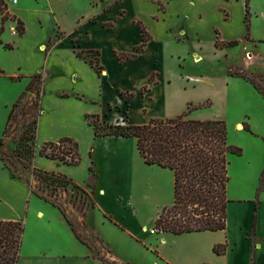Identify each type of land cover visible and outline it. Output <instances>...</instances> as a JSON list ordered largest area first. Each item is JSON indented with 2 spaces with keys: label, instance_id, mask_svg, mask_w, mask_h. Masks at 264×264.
Masks as SVG:
<instances>
[{
  "label": "crops",
  "instance_id": "crops-1",
  "mask_svg": "<svg viewBox=\"0 0 264 264\" xmlns=\"http://www.w3.org/2000/svg\"><path fill=\"white\" fill-rule=\"evenodd\" d=\"M18 4L17 0L16 4L8 3V12L22 23L23 34L13 36L5 31L0 35V48L9 55L8 66L0 69V138L11 105L25 91L29 78L40 75L39 147L63 137L76 141L69 112L73 108L79 109L80 127L90 130L93 139L97 138L85 119L87 115L103 116V121L112 124L141 125L153 118L176 117L190 104L197 108L189 114L190 119L210 120L208 111L217 104H227L228 86L241 79L229 75L232 53L229 48H217V38L224 43L238 41V45L243 37L248 41L246 4L249 31L255 14L264 29V0H25ZM83 7L90 11L85 13ZM71 14L70 24L64 25L63 18ZM140 25L150 40L136 51L141 44ZM3 44H10L12 49H5ZM248 44L254 48L264 46V38L249 39ZM79 52L83 56L87 53V59L97 53L99 74L77 56ZM260 54L250 52L249 60H241L240 71L258 65ZM118 55L133 57L118 60ZM260 67H264V58ZM51 76L54 86L48 89ZM122 92L133 94L129 102L120 97ZM206 101L207 107L198 108ZM120 110H125L127 117L123 123L110 115ZM34 165L83 183L73 173L80 164L57 165L36 154ZM28 186L12 177L0 160V221L21 222L24 227L17 264H109L89 256L90 249L76 239L59 210L33 195ZM227 199L225 230L178 235L204 240L205 246L169 252L160 249V262L264 264V191L258 199L253 194ZM163 235L161 240L166 244L170 236H175ZM217 244L226 245L224 254L213 252ZM206 247L211 251L209 257L204 255Z\"/></svg>",
  "mask_w": 264,
  "mask_h": 264
},
{
  "label": "rangeland",
  "instance_id": "rangeland-1",
  "mask_svg": "<svg viewBox=\"0 0 264 264\" xmlns=\"http://www.w3.org/2000/svg\"><path fill=\"white\" fill-rule=\"evenodd\" d=\"M10 1L2 0L3 6L1 5L0 8L4 10L3 13L12 16L8 12L7 5ZM17 1L18 5H21V2L25 0ZM253 7L255 11L256 5L253 4ZM81 10L85 13L90 11L89 8L86 10L84 7ZM255 15L251 17L252 27L249 31V12L248 41L243 37L239 45L228 49L229 53H232L229 54L231 63L228 65V73H239L241 60H249L250 52L257 55L260 52L261 58L259 59L258 56L256 58L258 65L254 64L249 69L243 70V73L264 88V67H260L261 59L264 58V46L254 48L248 44L249 39L264 38V29L261 28ZM1 17L0 13V28L3 27V32L8 31L10 22H2ZM71 19L72 14L67 15L63 18V24H70ZM49 27L47 24L46 30H49ZM207 41H209L208 36L205 38V44ZM8 57L9 55L3 53L0 48V69L8 66ZM89 59L94 62L96 57L89 55ZM51 77L48 79V89L54 86L53 77ZM241 79L238 83L228 86V103L217 104L208 111L207 115L210 120L224 121L227 144L241 151L239 156L229 155L227 158L229 177L227 198H245L253 194V197L258 199L260 192L264 191V183L260 181L264 170V100L249 82ZM48 89L45 91V108L49 105ZM24 104L26 109L32 105V102L27 99L22 105ZM208 105L209 102L206 101L199 106L207 107ZM42 108L44 111L45 108ZM78 110L73 108L69 111L71 121L74 122L72 133L75 140L79 142L81 156V163L73 169V173L83 183L72 180L73 185H70L66 191L58 190L51 195L50 189L45 187L44 182L34 178L16 161L14 151L19 145V137L23 129L35 118L33 110L22 119L18 114L11 120L9 136L0 153L4 157L5 166L11 170L14 177L26 183L29 181L30 190L31 188L44 190L42 194L60 206L65 216L71 221L77 235L88 245L89 256L106 263L167 264L160 262L157 255L160 249L163 252H169V250L176 251L179 248H191V246L204 248V240L170 236L166 244L161 240L163 234L149 233L150 229H155L154 222L158 212L172 204V172L145 166L137 155L133 139L119 141L109 138L93 139L90 130L80 127L82 124ZM133 114L140 115L139 112H133ZM110 115L116 117L119 122L127 121L125 110L113 111ZM138 118L133 117V119ZM103 120L105 118L101 116L100 121ZM236 123L242 125L241 131L236 130ZM40 147L36 141V154ZM33 166L38 168L34 162ZM157 246L161 248L157 249ZM204 252V255L207 257L208 254L209 257L211 251L208 247L204 249ZM83 253H81L82 256Z\"/></svg>",
  "mask_w": 264,
  "mask_h": 264
},
{
  "label": "trees",
  "instance_id": "trees-1",
  "mask_svg": "<svg viewBox=\"0 0 264 264\" xmlns=\"http://www.w3.org/2000/svg\"><path fill=\"white\" fill-rule=\"evenodd\" d=\"M3 6L0 0V6ZM1 10L2 22L7 20V14ZM248 5L246 4L245 22L248 26ZM13 18V17H12ZM20 36L23 34L22 23L18 21ZM141 44L135 48L141 50L150 40L145 28L140 25ZM3 27L0 28V34ZM238 41L220 42L217 38L215 46L217 48H230L238 45ZM0 45L2 42L0 41ZM5 49H12L10 44H3ZM77 53L78 57H83L85 61L100 73L101 67L98 65L97 53L95 61L87 59V53ZM133 55H118V60L130 59ZM243 78L249 82L264 100V88L252 78L239 73L229 74ZM11 80H15L11 78ZM41 86L40 75L29 78L24 92L11 105L7 122L0 139V153L5 146L9 136L11 120L17 115L24 118L33 110L34 119L27 125L20 137L19 145L14 151L16 161L21 164L30 174L45 183V187L52 192L66 191L73 185L72 179L66 175L55 171H43L33 166L36 154V119L41 113ZM145 88L141 89L144 93ZM124 102H129L133 97L132 93L120 94ZM30 99L32 105L26 109L23 102ZM208 104V103H207ZM22 105V106H21ZM203 106H199L201 108ZM197 109L188 105L187 111L173 118H153L141 125L112 124L100 121L99 116H85L87 123L92 126L95 138L113 139H133L137 155L145 166L158 167L169 170L173 175V201L168 207L162 208L154 222V227L158 233L182 235L196 232H216L226 229V206L227 184L229 181L227 165L228 156H239L241 151L238 148L227 144V133L224 121L221 120H194L189 114ZM38 155L55 161L57 165L76 167L81 162L79 146L71 138L63 137L57 142H46L38 150ZM0 160L4 162V157L0 155ZM12 177L14 174L5 166ZM260 181L264 183V170ZM27 184L31 187L30 182ZM40 191L31 188V193L37 198L57 208L63 215L66 223L70 227L76 239L87 245L76 233L71 221L65 216L63 210L54 201L43 195ZM24 227L21 222L0 221V264H17L20 256ZM88 247V245H87ZM226 245L218 244L214 246L213 252L222 255L225 253ZM205 264V263H204Z\"/></svg>",
  "mask_w": 264,
  "mask_h": 264
},
{
  "label": "built area",
  "instance_id": "built-area-1",
  "mask_svg": "<svg viewBox=\"0 0 264 264\" xmlns=\"http://www.w3.org/2000/svg\"><path fill=\"white\" fill-rule=\"evenodd\" d=\"M10 3L11 4H16V0H11ZM6 21L10 22V26H9V29H8L9 33L11 35H13V36H19L20 31L18 29L19 28L18 22L14 18H12V16H10V15L7 16V20ZM149 233L150 234H157L158 232L156 231V229H150Z\"/></svg>",
  "mask_w": 264,
  "mask_h": 264
},
{
  "label": "bare ground",
  "instance_id": "bare-ground-1",
  "mask_svg": "<svg viewBox=\"0 0 264 264\" xmlns=\"http://www.w3.org/2000/svg\"><path fill=\"white\" fill-rule=\"evenodd\" d=\"M235 128H236L237 131H241L242 125L240 123H236L235 124Z\"/></svg>",
  "mask_w": 264,
  "mask_h": 264
}]
</instances>
